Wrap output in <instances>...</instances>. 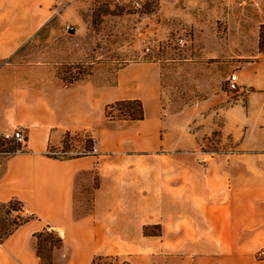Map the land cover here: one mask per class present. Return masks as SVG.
<instances>
[{
    "label": "crops",
    "instance_id": "0c3cea01",
    "mask_svg": "<svg viewBox=\"0 0 264 264\" xmlns=\"http://www.w3.org/2000/svg\"><path fill=\"white\" fill-rule=\"evenodd\" d=\"M200 1H190L193 18L219 14L239 28L200 55L248 60L229 65L239 84L232 96L209 82L194 91L202 95L190 100L188 131L186 112L165 106L154 66L124 67L115 89L103 74L67 83L55 61L17 60L44 28L73 24L72 3L55 16V0H0V130L25 134L21 151L0 157V202L16 199L37 219L0 242V264H38L32 237L45 224L62 238L59 264L114 252L131 253L130 264H264L255 255L264 249V0ZM117 99L140 100L143 118L106 119ZM74 130L89 131L100 153L46 154ZM214 130L232 153L200 147ZM150 226L159 233H144ZM150 249L159 256L141 258Z\"/></svg>",
    "mask_w": 264,
    "mask_h": 264
},
{
    "label": "rangeland",
    "instance_id": "374dc122",
    "mask_svg": "<svg viewBox=\"0 0 264 264\" xmlns=\"http://www.w3.org/2000/svg\"><path fill=\"white\" fill-rule=\"evenodd\" d=\"M190 1L64 0L61 7L54 2L55 16L72 3L69 12L74 16L73 24L64 26L57 21L44 28L26 44L24 53L18 55L16 59L23 62L38 59L55 61L67 83L82 79L93 72L97 75L103 74L113 81L115 89L120 84L119 72L124 67L141 63L154 66L158 69L159 88L165 106L170 112L185 111L186 126L190 131V100L194 98L193 96L201 98L202 95L200 89L198 92L194 91L203 83L209 82L212 86H220L222 90L227 91L228 96H232V92L239 90V84L236 80V88L233 90L228 88V78L233 69L229 65L248 60L200 55L199 51L216 49L219 42L227 43L226 41L233 38L239 28L218 18L219 14L216 17H205L204 20L202 15L193 18ZM207 1L213 3L214 0ZM210 9L207 8L206 14L213 13ZM228 43L234 46V42ZM258 49L264 56V24L259 26ZM224 62H228L226 73L219 67V64ZM205 67H210L209 72H203ZM133 100L137 99H117L108 103L105 107L106 119L134 120L129 118V114L137 115L139 107ZM139 102L141 103L140 100ZM92 140L89 131H66L60 146H66L65 148L72 152L79 149L77 153L66 155L67 158L81 157L85 155L79 152L87 150ZM22 147L21 144L14 153L0 157H10L21 151ZM200 147L208 152L209 156L215 152L227 154L233 152L226 150L228 145L223 146L224 149L220 148L216 130L201 141ZM88 188L84 186L81 194H77L78 198L86 199L82 203L78 202L79 214L85 212V205L88 206L90 197ZM11 208L15 209L16 204L0 206V236L5 230L14 229L15 222L18 224L27 216L24 212L11 211ZM29 218L30 216L26 219ZM30 220L36 222L37 219L34 216ZM47 225L50 227L49 224H45L41 231ZM145 229L144 233H159L155 226ZM32 240L38 264H59L58 262L65 258L62 246L57 244L55 233L49 229L39 233L36 238L32 237ZM158 254L155 249H150L146 253L143 252L141 258L156 259ZM255 255L258 260H264V249H259ZM130 257L131 253L114 252L109 255H97L89 264H130Z\"/></svg>",
    "mask_w": 264,
    "mask_h": 264
},
{
    "label": "built area",
    "instance_id": "2783aa9c",
    "mask_svg": "<svg viewBox=\"0 0 264 264\" xmlns=\"http://www.w3.org/2000/svg\"><path fill=\"white\" fill-rule=\"evenodd\" d=\"M62 2L64 0H56L55 4H59V6H62ZM64 4V3H63ZM58 7V5H57ZM236 75L231 74L228 78V88L230 90H233L236 88ZM25 135L20 128H14L12 130H0V156L1 155H8L14 153L21 144H24ZM11 147H14V149ZM66 146H59L50 148L47 150L46 154L53 157H59V158H66V155L77 153L79 149H76L77 151L72 152L69 151L70 149L65 148ZM100 152L92 140V144L89 146L87 150H84L83 152H79V154L82 155H98ZM65 156V157H64Z\"/></svg>",
    "mask_w": 264,
    "mask_h": 264
},
{
    "label": "trees",
    "instance_id": "16d2710c",
    "mask_svg": "<svg viewBox=\"0 0 264 264\" xmlns=\"http://www.w3.org/2000/svg\"><path fill=\"white\" fill-rule=\"evenodd\" d=\"M129 101H130V100H129ZM133 101H136V103L138 104V107H139V113H138L137 115H134L133 113H130V114H129V118H130V119H134V120L142 119V118H143L142 105H141V103L139 102V100H133ZM8 203H9V204H10V203H15V204H16V208H15V209L11 208V211H15V210H17L16 212H24L25 214H27L26 218H27L28 216H30L29 219H26V218H25V219H23L21 222H19L18 224H17V222H15V228H17L19 225H21V224L27 222L28 220H30L31 218L34 217L33 214H32V213H28V212L23 208L22 203H21L20 201L16 200V199L10 200V201H8V202H6V203H2V202H0V206H4V205H6V204H8ZM9 209H10V208H9ZM18 217H19V215H17V219H19ZM45 227H46V228L43 229L42 231H45V230H48V229H49L50 232L52 231L53 233H55L56 238H57V244H59L58 246H60V245L62 246V244H63L62 238H61L56 232H54V230L51 229L50 227H48V226H45ZM15 228H14V229H15ZM14 229L5 230V231L2 233V235L0 236V242H1L6 236H8V235H9ZM42 231L40 230V231L34 233V237L36 238L37 235H38L39 233H41Z\"/></svg>",
    "mask_w": 264,
    "mask_h": 264
}]
</instances>
